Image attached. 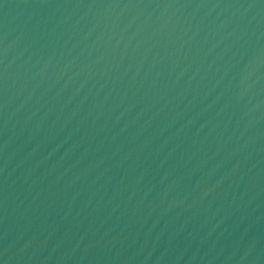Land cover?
I'll return each instance as SVG.
<instances>
[{
  "label": "water",
  "instance_id": "95a60500",
  "mask_svg": "<svg viewBox=\"0 0 264 264\" xmlns=\"http://www.w3.org/2000/svg\"><path fill=\"white\" fill-rule=\"evenodd\" d=\"M0 264H264V0H0Z\"/></svg>",
  "mask_w": 264,
  "mask_h": 264
}]
</instances>
